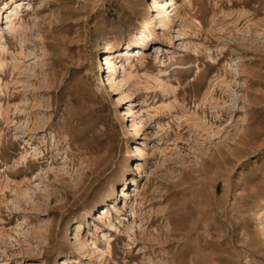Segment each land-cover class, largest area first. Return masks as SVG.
Returning <instances> with one entry per match:
<instances>
[{"label": "rangeland", "instance_id": "1", "mask_svg": "<svg viewBox=\"0 0 264 264\" xmlns=\"http://www.w3.org/2000/svg\"><path fill=\"white\" fill-rule=\"evenodd\" d=\"M63 259L264 264V0H0V264Z\"/></svg>", "mask_w": 264, "mask_h": 264}, {"label": "bare ground", "instance_id": "2", "mask_svg": "<svg viewBox=\"0 0 264 264\" xmlns=\"http://www.w3.org/2000/svg\"><path fill=\"white\" fill-rule=\"evenodd\" d=\"M17 16H18V14L16 13V17H17ZM10 21H11V20H10ZM128 54H129V53H128ZM128 58H129V57H128ZM106 64H107V65H110L109 61H106ZM135 190H136V189H135ZM136 191H137V190H136ZM124 194H125V193H123V196H124ZM126 194H127V193H126ZM101 212H102V215H107V211H105V209H102ZM102 215H100L99 218H102V217H101ZM62 264H68L67 259H63Z\"/></svg>", "mask_w": 264, "mask_h": 264}]
</instances>
